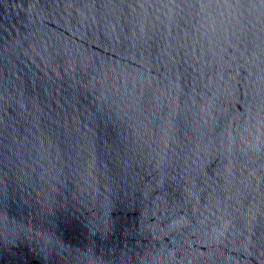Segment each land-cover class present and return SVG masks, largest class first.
Instances as JSON below:
<instances>
[{
	"label": "water",
	"instance_id": "water-1",
	"mask_svg": "<svg viewBox=\"0 0 264 264\" xmlns=\"http://www.w3.org/2000/svg\"><path fill=\"white\" fill-rule=\"evenodd\" d=\"M0 264H264V0H0Z\"/></svg>",
	"mask_w": 264,
	"mask_h": 264
}]
</instances>
